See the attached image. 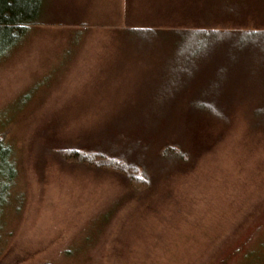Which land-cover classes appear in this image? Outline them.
Returning a JSON list of instances; mask_svg holds the SVG:
<instances>
[{
    "label": "rangeland",
    "instance_id": "1",
    "mask_svg": "<svg viewBox=\"0 0 264 264\" xmlns=\"http://www.w3.org/2000/svg\"><path fill=\"white\" fill-rule=\"evenodd\" d=\"M46 4L39 23L0 57V137L15 167L6 190L0 160V264H264V125H255L242 84L227 122L197 118L190 129L182 101L165 107L157 125L169 132L148 148L152 184L142 195L76 156L102 149L127 133L126 119L149 112L147 100L173 80L166 58L180 47V31L263 30L264 4ZM216 62L187 81L178 74L190 85L183 95L199 87L194 77H212ZM252 90L264 94L261 81ZM166 141L189 148L191 162L163 170L157 156Z\"/></svg>",
    "mask_w": 264,
    "mask_h": 264
},
{
    "label": "trees",
    "instance_id": "2",
    "mask_svg": "<svg viewBox=\"0 0 264 264\" xmlns=\"http://www.w3.org/2000/svg\"><path fill=\"white\" fill-rule=\"evenodd\" d=\"M260 2L264 4V0ZM46 5V0H0V57L16 46L30 27L39 23ZM131 31L138 36L157 34L152 29L128 30L129 33ZM180 33L183 34L181 39H177V42L180 40V47L175 48V51L166 58L165 72L169 74L168 77L172 75L173 80L160 85L150 96L146 103V110L149 112L137 117L140 114L138 113L126 119L127 123H124V126L128 125L129 130L126 128L123 130L127 133L113 136V140L102 149H89L77 155L75 153L78 160L88 167L112 169L114 173L122 176L135 195L146 193L152 184L146 158L147 151L153 144L164 139L162 136H166L169 132L165 128H159L157 123L162 111L165 107L169 108L171 102L182 101L183 106L186 107L182 113L184 123L190 129L194 127L191 125L197 118L227 122L228 108L236 102V86L242 84L238 89L247 90L242 95L252 100L255 125H264V94L256 95L252 90L253 85L258 81L264 86V29L200 28L183 30ZM213 47L215 48L210 54ZM211 58L217 59L216 63H212V77H203V75L194 77L195 84L192 86L199 85V87L193 93L190 92L192 94L183 95L181 91L186 90L185 88L190 85L184 81L178 82L176 76L179 74L187 81L189 76L201 74L200 69L205 64H210ZM242 74L245 76L240 80L239 76ZM202 77L201 81H197ZM255 79L258 81L254 82ZM10 156L11 150L8 144L3 137H0V160L3 171L8 173L6 190L15 175V167ZM157 158L159 159L157 163L163 170L180 169L191 162L192 155L189 148L166 141L160 147ZM0 172L2 173L1 170Z\"/></svg>",
    "mask_w": 264,
    "mask_h": 264
}]
</instances>
